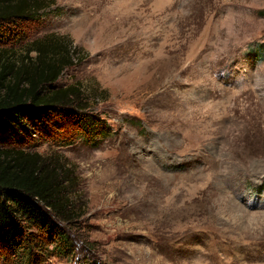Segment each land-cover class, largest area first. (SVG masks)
Here are the masks:
<instances>
[{
	"label": "rangeland",
	"instance_id": "1",
	"mask_svg": "<svg viewBox=\"0 0 264 264\" xmlns=\"http://www.w3.org/2000/svg\"><path fill=\"white\" fill-rule=\"evenodd\" d=\"M55 2L3 41L20 56L69 37L81 52L54 87L77 85L106 131L2 133L73 174L75 252L39 264H264V0Z\"/></svg>",
	"mask_w": 264,
	"mask_h": 264
},
{
	"label": "trees",
	"instance_id": "2",
	"mask_svg": "<svg viewBox=\"0 0 264 264\" xmlns=\"http://www.w3.org/2000/svg\"><path fill=\"white\" fill-rule=\"evenodd\" d=\"M55 3L0 0V137L24 122L41 124L54 117L60 123L51 124L63 141L75 132L91 142L106 131L99 118L86 114L84 94L77 85L54 87L81 52L69 37L32 41L20 56L3 41L5 25L40 21ZM255 52L264 60V45ZM52 133L46 136L56 137ZM7 143L0 145V256L7 261L21 257L25 264L73 256L75 245L67 228L79 216L72 200V171L39 153L19 149L18 143Z\"/></svg>",
	"mask_w": 264,
	"mask_h": 264
}]
</instances>
